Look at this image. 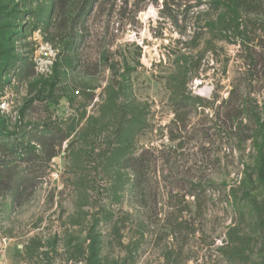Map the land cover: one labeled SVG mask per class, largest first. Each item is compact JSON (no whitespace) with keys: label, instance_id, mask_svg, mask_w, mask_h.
I'll use <instances>...</instances> for the list:
<instances>
[{"label":"rangeland","instance_id":"374dc122","mask_svg":"<svg viewBox=\"0 0 264 264\" xmlns=\"http://www.w3.org/2000/svg\"><path fill=\"white\" fill-rule=\"evenodd\" d=\"M242 1L0 0V264H264Z\"/></svg>","mask_w":264,"mask_h":264},{"label":"trees","instance_id":"16d2710c","mask_svg":"<svg viewBox=\"0 0 264 264\" xmlns=\"http://www.w3.org/2000/svg\"><path fill=\"white\" fill-rule=\"evenodd\" d=\"M244 5H245V2L242 0H227V9L230 12L232 21L239 20L238 17L241 14V11ZM263 170L264 169H262V171Z\"/></svg>","mask_w":264,"mask_h":264}]
</instances>
